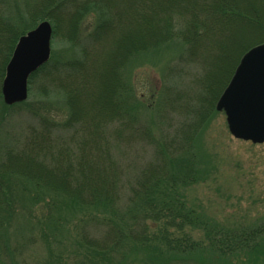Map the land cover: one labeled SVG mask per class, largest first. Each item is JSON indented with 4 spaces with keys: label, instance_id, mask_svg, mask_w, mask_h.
Segmentation results:
<instances>
[{
    "label": "trees",
    "instance_id": "16d2710c",
    "mask_svg": "<svg viewBox=\"0 0 264 264\" xmlns=\"http://www.w3.org/2000/svg\"><path fill=\"white\" fill-rule=\"evenodd\" d=\"M26 1L28 18L22 17L23 20L16 12L22 24L0 14V101L7 64L19 38L26 34V26L31 23L37 26L43 20L52 22L54 38L62 37L72 47L90 41L94 50L99 52L107 44H114L117 50L118 46L120 49L110 52L109 57L97 59L94 55L89 60L88 49L84 48L81 51L82 60L63 62L50 59L30 77L29 84L34 79H41L43 84L66 93L70 117L63 124L62 132L69 134L71 139L68 150L63 151L76 155L67 160L52 157L51 132L48 129H44L48 132L43 133L31 130L24 144L15 152L13 149L6 150V158L3 155L0 161V209L4 210L6 204L12 213L11 199L17 196L13 185L26 181L79 207L101 206L102 210H107L104 213L106 216H102L104 219L98 220L99 224L108 227L105 237L91 239L86 228V224L91 222L87 221L81 238L87 248L103 252L108 258L105 252H120L123 257L116 261L117 264L129 262L132 257L127 252L130 251H134L137 262L141 264H232L234 259L243 264H264V225L235 228L221 223L201 212L200 207L191 206L186 195V189L203 182L208 176L207 167L210 165L203 157L208 154L202 146V132L209 115L215 112L216 104L242 56L253 46L264 42V26L261 24L264 5H258V1L262 0ZM5 3L6 0H3ZM29 5L32 8H28ZM54 6L59 9L60 15L66 8L63 17L58 18V14L49 12L50 8L55 9ZM5 11L6 8H3ZM132 11L135 12L131 15ZM93 12L98 14V22L86 36L80 29L81 17ZM68 14L72 15L66 18ZM64 16L63 26L61 21ZM134 19L139 20V28L128 38L133 45L127 46V42L120 45L125 28L135 23ZM235 23L251 30L257 39L244 42L250 36L246 35L239 41L240 45L235 46V42L232 45L234 35L230 33L235 29ZM155 30L159 32L153 33ZM182 37L193 54L199 52L203 55L204 51L207 56L209 51L216 53L222 67L216 81L209 79V74L201 81L200 89L208 95L207 105L201 112L188 110L187 107L173 109L179 103L178 97H165L170 112H177L186 120L176 132L166 134L162 131L157 137L151 126L133 115L136 109L140 116L147 111L141 103L143 96L133 109L124 99L128 90L123 75L133 57L147 54ZM226 42L229 46L225 45ZM214 46L218 48L216 51ZM230 51L234 54L229 55ZM229 57L232 58L228 60ZM106 58L109 60L105 61ZM113 58L115 60L110 63ZM76 98L83 104L77 107ZM25 105L26 102L12 107L3 104L6 109ZM111 126L115 127L112 133L109 132ZM110 138L122 139L124 144L139 141L154 147L151 161L137 176L135 185H130L132 196L125 214L132 216L131 225L135 227L129 229H126L128 225L123 226L110 219L112 214L118 216L121 212L118 203L123 192L119 184L122 167L111 157ZM96 221L94 217L92 224ZM149 223L155 224L154 232H151ZM86 252L89 253L88 250Z\"/></svg>",
    "mask_w": 264,
    "mask_h": 264
},
{
    "label": "rangeland",
    "instance_id": "374dc122",
    "mask_svg": "<svg viewBox=\"0 0 264 264\" xmlns=\"http://www.w3.org/2000/svg\"><path fill=\"white\" fill-rule=\"evenodd\" d=\"M25 1L6 0V3L3 4V0H0V14L5 15L11 21L22 24L19 22L21 20L16 12H19L21 18H28L26 14L28 2ZM80 1L84 2L85 0ZM258 5L263 6L264 0L258 1ZM3 8H6L5 12H3ZM28 8L32 7L29 5ZM54 8H50L49 12L58 14V18L63 17L66 8L62 10V15L56 6ZM74 11L72 9L73 14ZM116 11L117 9L113 10L114 13ZM134 12L132 11L130 14L132 15ZM70 15L72 14L66 15V18ZM107 16L109 17L108 14ZM81 20H83L80 26L81 32L87 36L94 30L95 23L98 22V14L95 12L85 14ZM138 21V19H134L135 23H131L125 28L119 40L120 45L126 42L127 46L133 45L128 42V38L139 28ZM63 22H65V16L61 21L64 26ZM50 23L53 27L52 22ZM235 24V29L233 27L234 30L230 33L231 36L234 35L232 45L233 42H235V46L240 45L239 41L246 35L250 36L245 38L244 42L248 43L252 39H257L251 30H245L244 25ZM261 24L264 26V15ZM35 27L34 23L27 25L25 33ZM158 32L155 30L153 33ZM225 45L229 46L227 42ZM232 45L230 43V47ZM84 48L88 49L89 60L94 55L97 59L104 58L110 52L115 53L117 50V46L115 47L114 44H107L102 52H99V50H94L90 41L72 47V44L65 41L64 38H54L53 31L52 60L57 59L63 62L75 60L78 62L82 60L81 51ZM213 48L214 51L218 49L215 46ZM202 54L199 52L193 54L182 37L150 50L147 54L133 57L128 62L123 75L128 90L127 94L124 93V99L133 109L136 102L141 101L139 99L143 96L141 103L147 108V111L142 113L143 116H140L136 109L133 115L151 126L157 137L161 135L162 131L166 134L176 132L186 120L177 112H170L166 107L165 97H178L179 103H176L173 108L176 110L187 107L188 110L197 109L201 112L207 105L208 95L203 93L202 88L200 89L201 81L207 74H209V79L213 78L216 81V75L220 74L219 70H221L222 64H219L216 53L209 51L205 56L203 51ZM232 54L234 52L230 51L229 55ZM231 58L229 57L228 60ZM118 59H120L119 56ZM108 60L106 58L105 61ZM114 60V58L110 60V63ZM98 61L100 62V60ZM229 64L230 62L227 63V67ZM75 101L77 107L83 104L79 103L80 100L77 101V98ZM3 104L5 105L2 97L0 101V161H2L3 155L6 158V154H4L6 150L17 151L24 144L23 142L31 130L41 133L51 132L52 157L57 156L63 160L75 157L76 154L63 151L68 150L71 139L69 134L64 135L62 132L63 124L70 117L65 92L57 91L54 86L51 87L47 83L43 84L41 79H34L29 84V99L25 106L6 109ZM206 112L204 111V113ZM190 119L194 120L193 117ZM114 128L111 126L109 132L112 133ZM44 129H48V131ZM202 133H204L202 146L208 154L203 157L210 166L207 167V179L186 189L188 190L186 195H188L189 204L193 207H200L201 212L235 228L241 225L251 228L264 225V143L253 144L235 138L229 130L225 112L217 111L216 107L215 112L209 115L207 125ZM122 141V139L110 138L108 143L111 157L116 159L122 167L119 170L122 172L119 184L123 189L121 200L118 203L121 212L119 215L117 212L118 216L112 214L110 219L116 223L120 222L123 226L128 225L129 227L126 229H129L135 227L131 225L132 216L125 214V210L130 206L129 198L132 196L130 189L132 186L130 185H135V179L151 161L154 147L146 146L139 141L130 144H124ZM13 186H15L13 189L17 196L11 199L12 213L10 214V208L6 204L4 206L8 208V212L6 208L0 209V264H117L116 261L122 259V254L117 251L112 254L105 252L108 254V258L103 252L87 248L81 238L87 221L91 222L86 224L91 239L105 237L108 227L99 224L98 220L104 219L102 216H106L104 213L107 210H102L101 206L79 207L70 201L60 200L54 194L26 181L15 182ZM110 209L115 211L112 207ZM94 217L97 220L96 224H92ZM153 225L155 227V224L149 223L151 232H154ZM86 250L93 254L87 253ZM133 252H127L132 258L125 264H141L137 262V257ZM123 255L126 256L125 253ZM232 264L243 263L234 259Z\"/></svg>",
    "mask_w": 264,
    "mask_h": 264
},
{
    "label": "water",
    "instance_id": "95a60500",
    "mask_svg": "<svg viewBox=\"0 0 264 264\" xmlns=\"http://www.w3.org/2000/svg\"><path fill=\"white\" fill-rule=\"evenodd\" d=\"M52 34L51 23L44 21L20 38L2 87L7 105L28 99L29 78L50 59ZM216 108L225 112L235 138L264 143V43L242 57Z\"/></svg>",
    "mask_w": 264,
    "mask_h": 264
}]
</instances>
